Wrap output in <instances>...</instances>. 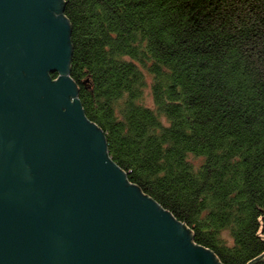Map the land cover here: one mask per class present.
I'll use <instances>...</instances> for the list:
<instances>
[{"label":"trees","instance_id":"trees-1","mask_svg":"<svg viewBox=\"0 0 264 264\" xmlns=\"http://www.w3.org/2000/svg\"><path fill=\"white\" fill-rule=\"evenodd\" d=\"M63 3L112 161L222 264H264V0Z\"/></svg>","mask_w":264,"mask_h":264},{"label":"water","instance_id":"water-1","mask_svg":"<svg viewBox=\"0 0 264 264\" xmlns=\"http://www.w3.org/2000/svg\"><path fill=\"white\" fill-rule=\"evenodd\" d=\"M71 31L63 0H0V264H222L109 157Z\"/></svg>","mask_w":264,"mask_h":264},{"label":"rangeland","instance_id":"rangeland-1","mask_svg":"<svg viewBox=\"0 0 264 264\" xmlns=\"http://www.w3.org/2000/svg\"><path fill=\"white\" fill-rule=\"evenodd\" d=\"M145 102L149 105H152L153 102H152V96H151V92H150V88H148L145 92Z\"/></svg>","mask_w":264,"mask_h":264},{"label":"flooded vegetation","instance_id":"flooded-vegetation-1","mask_svg":"<svg viewBox=\"0 0 264 264\" xmlns=\"http://www.w3.org/2000/svg\"><path fill=\"white\" fill-rule=\"evenodd\" d=\"M57 76H58L57 74L56 75H53V78L55 79V78H57Z\"/></svg>","mask_w":264,"mask_h":264}]
</instances>
